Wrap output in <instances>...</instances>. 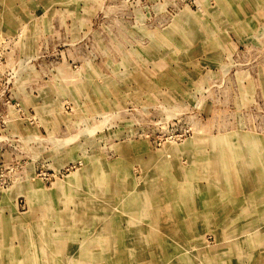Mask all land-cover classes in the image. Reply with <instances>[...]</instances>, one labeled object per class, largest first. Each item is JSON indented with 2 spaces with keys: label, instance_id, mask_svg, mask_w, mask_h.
<instances>
[{
  "label": "rangeland",
  "instance_id": "1",
  "mask_svg": "<svg viewBox=\"0 0 264 264\" xmlns=\"http://www.w3.org/2000/svg\"><path fill=\"white\" fill-rule=\"evenodd\" d=\"M0 264H264V0H0Z\"/></svg>",
  "mask_w": 264,
  "mask_h": 264
}]
</instances>
